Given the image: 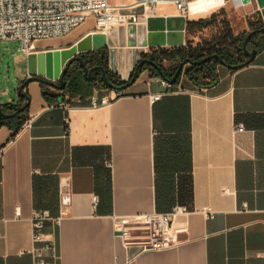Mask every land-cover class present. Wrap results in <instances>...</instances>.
I'll use <instances>...</instances> for the list:
<instances>
[{
	"label": "crops",
	"instance_id": "crops-1",
	"mask_svg": "<svg viewBox=\"0 0 264 264\" xmlns=\"http://www.w3.org/2000/svg\"><path fill=\"white\" fill-rule=\"evenodd\" d=\"M228 7L225 0H191L188 19ZM177 14L170 3L157 12ZM94 28L90 18L69 40L39 45L37 53L70 47ZM249 30L246 23L240 33ZM139 32L134 26L106 35L110 68L123 80L148 50ZM217 73L201 88L183 71L175 93L153 100L165 87L148 68L101 107L90 106L95 90L64 98L61 90L50 101L43 84L50 94L54 87L30 81L31 126L14 138L17 122L0 127V264H33L35 209L62 216L59 225L47 222L56 242L50 264H264V47L249 65L219 64ZM176 203L192 209L181 216L189 226L177 246L140 251L115 235V216Z\"/></svg>",
	"mask_w": 264,
	"mask_h": 264
},
{
	"label": "built area",
	"instance_id": "built-area-1",
	"mask_svg": "<svg viewBox=\"0 0 264 264\" xmlns=\"http://www.w3.org/2000/svg\"><path fill=\"white\" fill-rule=\"evenodd\" d=\"M225 1L237 9L252 6V12L259 13L264 22V7H260L258 0ZM165 3L172 4L179 15L188 18L191 0H0V40L18 41L20 51L29 56L38 52L37 41L67 36L90 18L95 20V28L90 34L107 35L113 28L131 30L133 26L144 24L150 16L157 15L159 7ZM138 8H142V12H132ZM170 78L157 77L156 81L165 89L152 94L153 100L176 92ZM124 94V89L120 88L95 89L89 97L90 106L110 105ZM32 120L29 117L23 126H31ZM245 128L244 122H237V131H244ZM64 186L62 182V189ZM70 199L69 195H65L63 203L68 204ZM98 199V195L95 196V206ZM201 211L212 215L209 208ZM190 212L192 209L186 203H176L168 211L115 216V235L126 248L138 246L140 251L169 249L182 242L181 234L187 232L189 222L181 219V216ZM49 220L59 225L62 216L53 217L49 210L33 211L31 223L34 246L30 250L33 264H50L49 255L55 251V238L46 232Z\"/></svg>",
	"mask_w": 264,
	"mask_h": 264
},
{
	"label": "trees",
	"instance_id": "trees-1",
	"mask_svg": "<svg viewBox=\"0 0 264 264\" xmlns=\"http://www.w3.org/2000/svg\"><path fill=\"white\" fill-rule=\"evenodd\" d=\"M221 15H226V10L224 8L219 12L213 13L210 17L189 20L187 24V33L197 32L217 23L218 18ZM221 21L223 22V26H221L219 32L212 39H205L196 45L192 44L190 40H187V43L182 46L155 47L151 48L149 52L143 53L142 58L137 64L139 74L145 69L150 68L154 75H159L158 69L148 62H143L145 58L153 60L160 65L163 68L166 77H173L179 66L187 61V63H191V67L186 71L187 77L201 88H206L218 80L217 66L221 64L217 58H212L199 64L196 63L202 61L207 56L218 54L225 62V65L237 66L235 69L249 65L252 61L248 62L249 56L244 49V40L250 31L263 28L264 23H257L249 20L248 25L250 30L247 32L236 33L226 18H223ZM263 37L264 31H258L255 33L248 41V48L250 50L256 49L257 51H260L264 47ZM90 53L93 54L90 56L89 60H85L86 65H103L107 79L115 87L106 84L102 71L96 72L91 79H88V75L84 74L83 67L78 63L71 68L65 78V88L62 90V98L67 94L71 96L78 94L81 95V97L90 96L95 88H118V86L127 84L131 79L130 78L128 81L123 80L111 70L108 62L109 52L107 46H104L99 50L91 51ZM165 61L173 63L170 68L164 66L163 63ZM133 72L131 76L133 75ZM181 75L182 74H180L177 81L174 83L175 85L179 83ZM28 85L29 83H25L24 90L28 88ZM47 88L48 86L43 84V92L47 98L50 101H53L55 98V100H57L58 97H55V93L50 94ZM25 93V95L20 96L17 105L0 104V108L7 114L17 112L16 115L11 117L0 115V127L6 123L17 122V128L12 138L16 136L21 126L29 118L28 109L30 104H28V101L30 95L27 91H25ZM57 102H59V100L56 101V103Z\"/></svg>",
	"mask_w": 264,
	"mask_h": 264
},
{
	"label": "water",
	"instance_id": "water-1",
	"mask_svg": "<svg viewBox=\"0 0 264 264\" xmlns=\"http://www.w3.org/2000/svg\"><path fill=\"white\" fill-rule=\"evenodd\" d=\"M258 2L260 7H264V0H258ZM132 12H142V8L132 10ZM188 21V18L179 14L168 16H150L146 22V37H144V32L142 36L143 38L139 41V44L141 47L148 46L149 48L176 47L185 45ZM119 29L121 32L125 30L124 27H120ZM258 31H264V27L250 31L244 40V49L249 56L248 62L253 61L258 53L256 49L250 50L248 48V41ZM106 39V34L104 33L88 34L72 46L64 48L62 50L48 51L47 53L42 51L37 54H30L28 58L31 75L26 82L20 85L18 89L19 97L26 94L24 92L25 83H29L32 80H39L41 82L47 83L54 88L58 87L59 89L63 90L65 88V74L69 70L72 61L75 59H78L80 61V64L83 67L85 73H89L88 78L90 79L91 73L98 67L95 66L89 68L83 59V54L85 52L99 50L100 48L106 46ZM131 41L133 43V40ZM212 58H217L221 62V64H225V62L218 54L207 56L202 61H198L196 63L199 64ZM143 62L150 63L153 67L158 69L159 74L162 77H166L163 68L153 60L145 58ZM186 63L187 61L183 62L179 66L175 75L170 78L172 83H175L180 74L183 73V68ZM137 64L135 66L133 75L130 76L131 79L129 80V82L125 85L118 86V88L126 89L129 85L133 84L138 79L139 71L137 69ZM61 66H63V68H61ZM229 67L233 69L237 68V66ZM100 68L103 70V76L105 78L106 84L108 86L115 87L107 79L104 67L100 66ZM58 79L60 80L59 86L55 82ZM30 101L31 98L29 97L28 104H30ZM16 114L17 112L7 114L0 108V115L2 116L11 117Z\"/></svg>",
	"mask_w": 264,
	"mask_h": 264
},
{
	"label": "rangeland",
	"instance_id": "rangeland-1",
	"mask_svg": "<svg viewBox=\"0 0 264 264\" xmlns=\"http://www.w3.org/2000/svg\"><path fill=\"white\" fill-rule=\"evenodd\" d=\"M228 5L229 7L226 10V15L219 16L217 23H214L213 25L203 30L187 33L186 40L188 41L190 40L192 44L196 45L205 39H212L219 32L221 26H223V22L221 21L223 18H226V20L230 22L231 26L233 27L236 33H240L243 30V27H246V23H248L249 20H252L257 23L259 22L264 23L260 18L259 13L252 12L253 9L252 6H249L247 9H237L233 7L231 3H228ZM189 17H191V13H189ZM135 27H138L140 31L139 32L140 35L135 36V38L137 41H140L143 38L142 36L146 30V26L139 25ZM81 28L82 26L75 29L69 35L64 37L39 40L36 42V46L39 45L44 46L59 41L69 40ZM114 29L116 30L117 28ZM19 47H20V43L18 41L0 40V104L17 105L19 103V98H20L18 94V89L20 85L23 82H26L29 79V76L31 75L29 74L28 76L26 73L29 64L28 55L20 51ZM150 50L151 48L148 51H145V53L149 52ZM110 60L111 58L109 53V61H108L109 66L111 64ZM163 64L165 67L170 68V66L173 63L165 61ZM190 67H191V63H186L183 68V71H187V69H189ZM95 89L97 90L99 88H95ZM60 91L61 89L57 87L51 89L50 92L57 93Z\"/></svg>",
	"mask_w": 264,
	"mask_h": 264
},
{
	"label": "flooded vegetation",
	"instance_id": "flooded-vegetation-1",
	"mask_svg": "<svg viewBox=\"0 0 264 264\" xmlns=\"http://www.w3.org/2000/svg\"><path fill=\"white\" fill-rule=\"evenodd\" d=\"M93 53H87V52H85L84 54H83V59H84V61L87 59V60H89V58H90V56L92 55ZM78 63H80V61L78 60V59H75V60H73L72 61V63H71V65H70V68H69V70L66 72V74H65V78H66V76H67V74H68V72L71 70V68H73L74 66H76ZM89 68H92V67H95V66H97L98 68H96L92 73H91V78H92V76H94L95 75V73L96 72H99V71H102L103 72V70L100 68V66H103V65H101V64H94V65H92V66H89V65H87ZM84 74L85 75H88V77H89V73H85V71H84ZM174 76V75H173ZM90 78V79H91ZM89 79V78H88ZM56 82V84L59 86L60 85V80H56L55 81ZM50 87V86H49Z\"/></svg>",
	"mask_w": 264,
	"mask_h": 264
},
{
	"label": "bare ground",
	"instance_id": "bare-ground-1",
	"mask_svg": "<svg viewBox=\"0 0 264 264\" xmlns=\"http://www.w3.org/2000/svg\"><path fill=\"white\" fill-rule=\"evenodd\" d=\"M196 1H198V0H196ZM207 2V1H206ZM208 4H209V2H207ZM206 4V3H205ZM193 7V6H192ZM198 7V6H197ZM201 7V6H200ZM202 9V8H201ZM199 10V9H198ZM203 10H205V9H203ZM197 11V10H196ZM196 11H194V12H196ZM200 12L202 11V10H199Z\"/></svg>",
	"mask_w": 264,
	"mask_h": 264
}]
</instances>
